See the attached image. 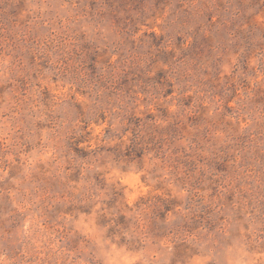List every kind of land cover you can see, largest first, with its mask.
I'll return each instance as SVG.
<instances>
[{"label": "rangeland", "instance_id": "rangeland-1", "mask_svg": "<svg viewBox=\"0 0 264 264\" xmlns=\"http://www.w3.org/2000/svg\"><path fill=\"white\" fill-rule=\"evenodd\" d=\"M0 264H264V0H0Z\"/></svg>", "mask_w": 264, "mask_h": 264}]
</instances>
